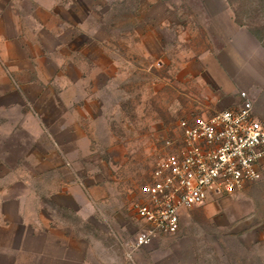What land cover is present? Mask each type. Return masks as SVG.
Returning a JSON list of instances; mask_svg holds the SVG:
<instances>
[{"label":"rangeland","instance_id":"374dc122","mask_svg":"<svg viewBox=\"0 0 264 264\" xmlns=\"http://www.w3.org/2000/svg\"><path fill=\"white\" fill-rule=\"evenodd\" d=\"M37 4L0 0L1 182L80 187L136 264H264V189L260 202L211 197L131 248L133 204L179 121L212 114L244 63L264 71V0H88L64 29Z\"/></svg>","mask_w":264,"mask_h":264},{"label":"crops","instance_id":"0c3cea01","mask_svg":"<svg viewBox=\"0 0 264 264\" xmlns=\"http://www.w3.org/2000/svg\"><path fill=\"white\" fill-rule=\"evenodd\" d=\"M33 1L38 3V12L47 13L57 29H64L67 26L60 20H71L73 13L82 9L79 5L88 0ZM258 46L256 43V49ZM259 62L251 59L244 63L238 72L240 79L226 84L225 97L216 94L210 107L215 111L235 108L240 102L238 92L244 90L253 101L255 116L264 119V71ZM73 130L56 126L55 131L65 138L61 141L55 134L58 144H72ZM22 177L17 176L6 185L0 178V264H136V254L128 256L131 258L128 261L120 246L111 245L114 244L108 240L111 230L104 220L95 218V208L80 187L34 188L26 185ZM263 189L264 180L247 182L239 193L244 202L256 201L263 197ZM42 197L52 202H44ZM58 209L76 215L79 225L58 217Z\"/></svg>","mask_w":264,"mask_h":264},{"label":"built area","instance_id":"2783aa9c","mask_svg":"<svg viewBox=\"0 0 264 264\" xmlns=\"http://www.w3.org/2000/svg\"><path fill=\"white\" fill-rule=\"evenodd\" d=\"M238 95L235 108L181 119L177 141L165 140L170 150L141 188L142 200L133 204L143 227L132 237V249L159 234H175L185 209L264 180V119L255 116L244 90Z\"/></svg>","mask_w":264,"mask_h":264}]
</instances>
